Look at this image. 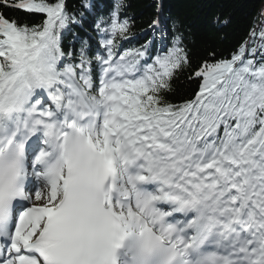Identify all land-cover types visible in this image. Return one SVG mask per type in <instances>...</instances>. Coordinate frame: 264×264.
Listing matches in <instances>:
<instances>
[{"label":"snow or ice","instance_id":"obj_1","mask_svg":"<svg viewBox=\"0 0 264 264\" xmlns=\"http://www.w3.org/2000/svg\"><path fill=\"white\" fill-rule=\"evenodd\" d=\"M121 6L76 56L65 0H0L41 16L0 11V264H264V27L173 102L182 34L119 51Z\"/></svg>","mask_w":264,"mask_h":264},{"label":"trees","instance_id":"obj_2","mask_svg":"<svg viewBox=\"0 0 264 264\" xmlns=\"http://www.w3.org/2000/svg\"><path fill=\"white\" fill-rule=\"evenodd\" d=\"M85 3L93 7L86 9ZM117 3L122 5L121 18L127 17L131 23L128 39L119 41L123 49L151 42L155 54L156 48L170 47L173 36L182 34L190 65L172 81L169 99L173 102L193 94L196 83L189 77L209 53L226 57L248 38L250 31L255 29L258 34L264 27V0H65L69 15H75L79 23L69 25L62 38L63 51L78 56L82 42L87 41L88 54L94 56L99 40L95 23L101 16H108ZM0 11L22 23L36 24L41 19L40 14ZM153 20L160 21L156 31L149 27Z\"/></svg>","mask_w":264,"mask_h":264}]
</instances>
